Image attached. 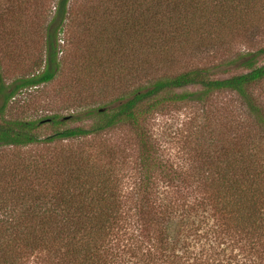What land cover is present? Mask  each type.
I'll return each mask as SVG.
<instances>
[{"label":"trees","instance_id":"16d2710c","mask_svg":"<svg viewBox=\"0 0 264 264\" xmlns=\"http://www.w3.org/2000/svg\"><path fill=\"white\" fill-rule=\"evenodd\" d=\"M70 1L55 3L46 28L45 58L35 64V72L6 83L0 68V148L54 145L128 126L137 135L142 152L138 186L142 202L138 209L119 203L116 191L108 184L110 178L102 177L103 174L107 177V173L95 171L90 155L82 154L76 160V157L68 159L69 156L59 159L44 156L50 162L36 161L43 176H35L44 182V194L30 193V203H26L23 211L13 209L8 219H0V264H112V251H148L149 254L164 251L163 254L179 247V241L184 251H192L191 241L174 236L176 228L179 232L195 231L196 239L202 242L200 251H205L207 244L215 249L214 243L226 232L230 237H238L240 243H247L249 251H257L254 253L261 257L259 248L264 249V98L258 86L264 81V62L259 64L264 47L240 52L218 65L192 66L177 73L163 68L173 67L187 53L219 45L226 37L264 24V0H109L112 21L106 33L102 31L99 45L106 40L111 42L112 56L125 51L130 79L138 83L120 93L114 106L108 108L104 104L85 111L87 116L95 117L89 127L57 129L41 137L38 129L44 122L61 121L56 117L12 119L6 116L7 108L21 90L50 82L60 72L59 36L71 14ZM6 10L11 15L14 13L12 5ZM120 33L125 38L121 39ZM101 59L98 58L96 69L102 68ZM226 66L242 67L246 71L215 78L218 73L230 70ZM189 86L197 89H186ZM221 91L237 94L248 115L253 117L254 128L247 145L249 153L239 149L241 142L238 148L236 145L222 147V154H206L201 167L194 165L193 173L188 174L191 184L207 180L218 225L205 229L202 225L205 220L200 224L188 222L190 213L187 217L184 214L187 208L178 212L181 215L175 214L178 208L173 205L179 207L176 200L155 204L150 198L157 170L168 176L166 179H172L170 175L175 170L155 157L147 124L152 114L169 104L204 105ZM84 113L80 115L83 117ZM80 115L75 118H81ZM215 147L211 143L213 152ZM50 170L54 171V177L49 175ZM185 203L182 204L185 206ZM200 206L197 202L191 209L197 212ZM174 214L181 217L177 225Z\"/></svg>","mask_w":264,"mask_h":264},{"label":"rangeland","instance_id":"374dc122","mask_svg":"<svg viewBox=\"0 0 264 264\" xmlns=\"http://www.w3.org/2000/svg\"><path fill=\"white\" fill-rule=\"evenodd\" d=\"M12 1L0 0V68L6 83L35 72V64L45 58L46 28L57 0ZM11 5L14 7L12 15L6 10ZM111 7L109 0L70 1L71 14L59 36L60 72L50 82L21 90L8 105V118L56 117V120L61 121L44 122L38 129L41 137H46L57 129L89 127L95 117L87 116L85 111L104 104L108 108L114 106L120 93L136 86L137 80H131L127 70L125 51L112 56L113 44L106 40L100 46L98 42L101 41L102 31L106 33V27L112 21L109 14ZM123 38L125 37L121 34V39ZM221 44L187 53L173 67L163 69L177 73L192 66L218 65L240 52L258 50L264 47V24L254 30H242L233 37H226ZM100 57L103 59L102 68L96 69V62ZM262 62L264 54L259 64ZM226 67L230 70L218 73L215 78H225L246 71L242 67ZM186 89L197 88L189 86ZM258 89L264 98V81L259 84ZM82 112L83 117L80 115ZM76 115L81 118L76 119ZM147 128L154 143L155 157L175 170L170 175L172 179H166L168 176L162 175L159 170L154 174L150 189L153 192L150 197L153 203L159 204L164 200H172L174 203L176 200L179 207L173 205L178 208L174 209L177 212L175 214L181 215L178 212L187 208L184 214L187 217L190 213L186 218L190 224H200L205 220L202 223L205 229L209 226L216 227L218 219L210 203L207 180L205 183L199 180L198 184H191L188 174L193 173L194 165L200 166L206 154H222V147L236 145L238 148V143L241 142L239 149L250 152L247 145L252 139L253 117L248 115L240 98L232 91H221L204 105L195 102L169 104L149 117ZM211 143L216 146L215 152L210 148ZM141 153L137 135L125 125L82 139L56 142L54 145L39 143L25 147H2L0 219H8L13 209L23 211L22 208L30 201V193L40 191L44 194V182L35 177L43 176L36 161L44 163L45 159L50 162L44 156H54L57 159L69 156L68 159L76 157V160L82 154L90 155L97 168L95 171L104 170L107 177L104 174L102 177L110 178L108 184L116 191L118 202L138 209V204L142 202L139 193L141 188H138L142 174ZM53 174L54 171L50 170L49 175L54 177ZM183 202H186L185 206ZM197 202L201 206L196 212L191 209V205ZM175 214L173 220L177 225L181 217ZM176 229L178 231L173 233L174 236L182 241L185 238L191 241L192 251H184L180 241L179 247L174 251L163 254L161 253L164 251L151 254L148 251H112V264H242L243 261L247 264H264V249L259 248L262 251L259 257L255 254L257 251H249L247 243H240L238 237H230L226 232L220 234L214 243L215 249L207 244L206 250L200 251L202 242L196 239L195 231L182 229L179 232V228ZM212 235L215 237V234ZM244 248L247 250H243ZM165 254L169 257L163 256Z\"/></svg>","mask_w":264,"mask_h":264}]
</instances>
